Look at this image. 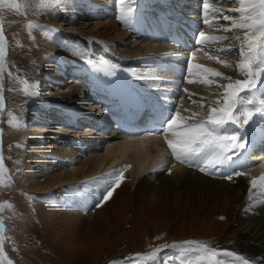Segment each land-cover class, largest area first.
Returning <instances> with one entry per match:
<instances>
[{
	"label": "rangeland",
	"instance_id": "1",
	"mask_svg": "<svg viewBox=\"0 0 264 264\" xmlns=\"http://www.w3.org/2000/svg\"><path fill=\"white\" fill-rule=\"evenodd\" d=\"M95 1L102 2L106 6L98 4L100 7L98 12L93 13L94 17L87 22L88 26L84 31L89 33L90 41L93 33L98 32L102 35V30L95 26L105 21L116 23L118 28L125 32L131 31L128 30V25L120 24L116 17L109 15L105 10L108 4L112 7H119V10L116 9L118 11H121L122 8L127 10L132 0H125L123 4L120 0H93L94 3H96ZM169 1L171 6L165 8L166 14L181 13L183 16L180 19L181 24H185V19L193 18L200 25L196 30L197 34L203 31L210 37L220 36L228 39L208 45L207 43H196L188 47L180 46L163 51L162 53L176 54L185 60L177 79H166L164 72L154 76H144L137 73L135 66H130L132 72L126 75L125 67L119 65L115 59L104 58L102 52L98 53L99 58L92 59V57L91 61L94 64L98 62L108 64L106 68L110 66L111 71L120 72L129 83L131 79L135 84L139 83L140 85L137 87L140 89L164 87L166 94L160 95L161 98L158 102L174 108L171 110L172 115L179 112L183 117L190 118L187 120L188 123L195 124L207 119L211 107L222 106L224 89L216 83L212 85L199 83L195 69L184 82L185 74L189 73L188 64L191 62L204 67L238 70L236 65L241 60L239 48L242 40L234 38L237 36L242 38L244 32L238 28L224 31L231 25L228 21L217 18L219 13L213 10L219 9L221 12H225L238 8L239 3L232 2V0H207L209 9L205 12L204 0ZM19 3L21 4L19 12L8 8L0 10V20H3L5 36L8 41L3 80L5 104L3 110H0V130H2L0 139H2L5 165L4 182L0 183V205L3 206L0 208V220L4 221L2 235L4 237L5 264L7 260H11L13 264H114V262L120 264L122 261L132 264V261H128L127 258L135 256L141 257L136 264H164V261L169 258H172L169 260V264H182L181 258L190 261V264H208L207 258L203 261L199 259L203 256L201 252L192 250L195 246H191V248L172 247L173 244L183 245L186 241H195L199 245H205L214 250H228L242 256L239 250L241 240L238 228L244 227L245 222L242 221L240 224L233 222L234 216L239 212L238 202L232 203L230 208L226 209L222 205L219 207L206 206L203 200L194 203L193 206L181 203L179 199H175V201L158 199L155 201L150 197L148 189L136 186L129 160V162L124 161L125 164L122 166L108 167L106 165L99 170H94L90 165L83 173L77 175L73 184L66 185L67 182H65L62 187L59 182L54 185H46L43 180L46 176L57 175L61 171L80 167L82 162L90 156H101L105 149L102 142L98 141L101 138L98 134L100 136L105 134L88 125L67 127L58 120L47 123L28 121L21 126L18 120L23 112H27V107L32 102L30 97L33 93V86L37 84L34 78L40 74L38 72L40 68L43 71L52 64L54 69V62L69 58L72 59L69 61L82 62L85 71L90 69L95 77L93 81L98 84L102 80L99 69L103 66L98 65V70H94L92 65L87 63L90 57L85 59L86 55L85 58H79L78 51L75 52L72 45L80 48L78 45L81 37L80 39L64 37L62 40H58L60 42L57 44L61 43L60 48L63 49L61 51L55 48V50L40 48L41 45H57L53 40L49 41L48 39L57 33L59 26L49 18L57 16L60 12L64 14L65 10L59 6L57 11H53L54 0H19ZM186 6L191 7L192 10L187 9ZM227 14L233 20L240 19L239 13L227 11ZM205 15L208 17L207 24L204 22ZM77 22L78 19L71 17L68 19L67 25L68 27H78ZM29 24L33 27H28ZM37 25L39 27H35ZM206 29L211 31L207 32ZM96 40L101 51L107 46L108 52L113 54L111 47L113 45L115 47L114 41L101 37H97ZM161 44L165 47V43ZM212 44L227 47L233 51L229 55L216 52L209 49ZM116 48L125 49L126 47L119 45ZM217 57L221 61L228 62L229 66L226 67L219 63ZM82 70L83 68H79L76 71L81 73ZM8 72L12 73L11 78L7 75ZM53 72L55 71L53 70ZM190 77L196 81L189 83L188 81H194ZM175 80L176 82H174ZM70 83H75L77 86L79 84L77 81L72 82V79L60 84L46 82L51 85L53 91L63 90V93H59L61 95L80 98V91L75 93L69 91ZM198 84L205 86L204 91L198 90ZM43 86L45 85L43 84ZM84 87L85 85L80 84L81 89ZM184 87L187 91L181 92ZM18 93L23 96L21 99L15 98ZM247 94L245 92L240 95L241 100L245 103L238 105L235 109L238 115H242L245 110V108L241 110V107L246 105ZM61 99L66 98L61 97ZM93 99V97L87 98L85 99L87 101L83 102L79 99L74 103L79 106L78 110L85 115L93 114L98 117L104 112L98 103L93 102ZM155 99L157 100V98ZM201 104L204 106L201 107ZM112 128L114 125L111 126ZM40 129L45 130L39 133ZM240 131L231 129L229 124L221 129L222 134L240 135ZM25 132L33 133L35 141L23 140L22 134ZM71 138L78 141V144L73 147L68 145ZM120 140L121 138H117L113 142ZM18 142L23 144H18ZM81 144L82 146H80ZM47 149H51V152ZM71 152L74 156L70 160L68 156ZM246 169L248 170V167L241 173ZM117 170L123 171L124 179L109 201L102 200L108 189L106 187L101 190L103 193L100 197H95L89 208L85 209L71 204L72 200L69 199V194L92 193L100 184L103 188V184L110 180L108 174ZM235 173L239 172L232 173L230 179L233 189L239 185H246L242 179L243 175ZM69 178L71 177L69 176ZM35 180H38V183L34 182ZM259 208V211L254 212L241 211V214L259 218L263 207ZM106 218H109L108 224H106ZM154 252L157 254L155 259H146ZM213 259H219L221 264H224L225 261L228 264H236L234 257L220 256Z\"/></svg>",
	"mask_w": 264,
	"mask_h": 264
},
{
	"label": "bare ground",
	"instance_id": "2",
	"mask_svg": "<svg viewBox=\"0 0 264 264\" xmlns=\"http://www.w3.org/2000/svg\"><path fill=\"white\" fill-rule=\"evenodd\" d=\"M144 1H146L145 3L147 5V8L145 7ZM167 2H169V0H132L131 4L129 5L130 7H128L133 10L130 24L133 22L135 30L132 32H125V30H120L116 23L112 21H105L103 23L96 24L95 27H99V29L102 30V35H100L98 32L93 33L91 35L93 41H90L91 38L90 35H88L89 33H85L84 30L88 26L87 22L94 17V15L92 16V14L98 12L100 8L98 4H101V6L105 7L106 5H104V3H94L93 0H55V4H53L54 6L52 10L57 11L59 6H61L62 9L65 10V12L64 14H61L60 12L57 14V16L54 15L55 17H50L49 19H51L53 23L59 26V30H57V32H59L60 35L65 38L80 39L81 37V41L87 43L90 47L99 46L98 41L96 40L97 37L107 38L108 40L114 41L115 47L114 45L111 47L113 49V54H110L108 52V48L106 46L102 51L92 50L90 52L92 54L87 55L85 59H89L90 57L91 60L92 56L93 58H97L98 53L102 52L105 56L104 58L115 59L119 65L125 67L126 71H124V73L126 75H129V73L131 74L132 72V68H130V66H135L137 67V73H141V75L144 76H154L157 73L164 72V77H166V79H177L179 77V69L184 64L185 60H183V58H180L176 54L168 55L162 52H165L166 49L170 48L172 49L179 46H188L195 43H202L199 34L196 33L197 28L200 27L199 23L197 24V21H194L193 18L186 19L185 25L183 27H179L178 30L175 28H171L172 34H168L167 37L164 38L161 37L152 40L147 39L137 27L138 23L147 25L152 23V19L161 18L159 16L160 9L161 7H165ZM154 5H156V8H154ZM108 7L110 8L112 6L108 4ZM108 7L105 12H107L109 15H112L113 17H116V13L120 8L116 6L109 9ZM143 8L145 10H143ZM186 8L191 9V7L188 6H186ZM71 17L74 19H78V27H68V19H71ZM166 18L167 14H165V16H162V19L164 21L166 20ZM173 19H175V17H173ZM119 23L121 24L122 22L120 21ZM171 25L175 26L174 23H172ZM192 29H194L195 32H192ZM65 31L69 33H63ZM206 31L210 32L211 30L206 29ZM70 32L74 33L71 34ZM205 35L210 37V35L207 33H205ZM161 43H165V47H163ZM203 43H207L208 45L213 42L204 41ZM119 45H123L126 48H116V46ZM49 46L41 45L40 48L47 50L56 49L58 51L63 50L62 48H57L54 46H52V48ZM72 46L74 47V51H78L80 57H83L81 48H77L75 45ZM78 47L80 46L78 45ZM210 47V50H215L216 52H220V49H229L223 46H214L213 44ZM223 53L228 55L231 54L230 52ZM69 60L72 59L65 58L62 61L54 62L53 64L55 67L53 70L57 72V74H60L61 72V76L62 72L64 73L65 71H67L66 76L61 80V82H68L72 79V82L77 81L79 83L78 86L75 85V83H70V86L68 88L71 93L80 91V98H73V96L59 94L63 93V90H61L60 92L53 91L51 89V83L46 84V82H59L54 81L55 76L53 75V73H49L46 68L42 71L43 73L37 74L38 77L35 76L34 78L35 81H37V84H34L33 86V93L30 97V101L32 102L27 107V112H23L22 115H20V119L18 120L20 122L19 124L23 126L28 121H34V123H47L49 121H54L48 120L46 122L45 120L41 119L39 113L40 111H45V108L47 107L46 110L49 112L53 111L52 115H55V111L53 108H56V119L59 116L61 117V111L72 118L70 119V121L66 120L65 122H63L67 127H77L79 125H88L92 128L98 127L97 130L105 135L100 136V134H98V136L101 138H99V140H96L102 142L105 151L101 156L88 157L82 162V165L80 167H73L66 171H61L57 175L46 176L43 179L46 185H54L57 182H59V184H62L61 187L65 185V182H67L66 185L73 184L78 177L77 175L83 173V171L90 165L94 170H99L106 165H108V167H116L117 165L122 166L123 164H125L124 161L129 160L131 163L130 165H132V176L134 178V181L136 182V186L141 187L142 189H148L150 191V197L155 201H157L158 199H161L163 201H175V199H179L181 203H187L189 204V206H193L194 203L203 200L206 206L219 207L222 205L225 206L226 209H229L232 203L238 202L240 205L239 212L234 216V219L232 216L230 217L233 219V222L239 224L242 221L243 223L245 222L244 227L241 226L240 228H238L240 233L239 238L241 240L239 246L240 254H242V256L249 261V264H264V192L261 191L259 183L257 188L253 189L251 187V181L253 179L264 176V155L261 154L260 157H251V155L248 156L249 150H251L255 144H258V142L264 138V111L255 115L249 122V124L245 126L244 130L241 131V138H246L247 142L250 141L247 144L246 149L241 152L236 158L223 165L222 168H210L208 172H211V174H208V172H201L196 167H190L187 163H181L172 156L171 150L168 148V145L166 143V137L171 138L170 134L164 132H160L157 135H154L152 133L146 134L144 131L140 130L139 132L133 133V135H131L128 131H126L127 127L129 126H120L116 123L112 124L115 125L112 129L111 123H108L105 130L102 128L104 125L101 122L100 118L94 116L93 114H89L91 116L87 114L85 115L84 113L81 114V112L78 110L79 106H77L74 101H79L80 99V101L83 102L87 101L85 99L93 97V102L100 104L98 100V91L101 89L96 88L97 82L93 81L95 80L94 75L90 76L92 80H88V77L86 78L74 73L79 68H83V70L85 71V67L83 66L82 62H79L78 60L77 62H74L75 60ZM95 65V68H93L91 65L90 66L94 70L98 69V65L103 66L100 68L102 71L100 70L99 72L100 74H103L104 77L106 76L105 78H107L106 80L110 85L111 91L109 96L117 97V99H115L113 103L112 101H109L108 105H110L114 109H118V111L124 112V118L127 116V110L129 109V114L131 115L132 120L135 119L136 116L140 113L143 106L150 107L154 112L153 116L163 111V106L157 101H153L151 98L166 94L165 89L155 91L154 89L159 87H153L152 89H149L150 94H147L146 97L145 95H136L135 88L132 86V84H130L131 81L130 83L127 82L124 79L125 76L123 77L120 72L113 70L111 72H114V75L106 74L104 69L108 66V64L98 62ZM211 69L231 76L233 77V79H244L243 74H241L239 70H228L217 67ZM85 72L91 73V70L89 69ZM161 76H163V74H161ZM50 77L54 79H51ZM48 78H50L51 80H49ZM100 78L102 79V82L103 77L100 76ZM188 78L189 73H186L184 76V82L187 81ZM193 79L194 78H191V80ZM262 80H264V78ZM42 81L43 83H41ZM194 81L196 80L194 79ZM218 82L227 83V81ZM43 84L45 85L44 88L41 87L43 86ZM80 84L85 85L84 89L80 88ZM216 84L218 85V83ZM138 85L140 84L138 83ZM185 88L186 87L182 88L181 92H185ZM197 88L198 90H200V92H202L204 91L203 89L205 88V86L199 85V87ZM259 90L260 89L258 87L255 96H252L249 93L247 94V101H254V103L251 105H248L246 102L248 108L254 109L256 107L264 106V101L262 99L264 93H259ZM22 97L23 96H21L19 93L15 96V98L19 99H21ZM61 97L66 99L62 100ZM107 100L110 99L108 98ZM49 106L51 108H49ZM244 108V106L241 107V110H243ZM154 109H157V113ZM104 110L103 112H105ZM93 117L97 119H94ZM99 122H101L102 125H99ZM99 127H101V129L103 130H100ZM44 130L45 129H40L38 132L41 133ZM22 137L23 140L35 141V136L31 132L23 133ZM117 138H121V140L118 142H113ZM18 144L23 143L18 142ZM76 144H78V141H75L74 138H71V141L68 142V145H72V147ZM80 146H82V144ZM44 150H46V147L43 149V151ZM47 151L51 152V149H47ZM73 156L74 154L73 152H71L68 156V159H73ZM240 163H249L252 167L250 169L248 168V170H244L242 174V179L246 185H239L236 189H233V186L230 184V179H225L222 177L227 176L233 172L232 165H238ZM69 176L71 178H69ZM34 182L38 183V180H35ZM110 183V180L107 183H104L103 188L101 187L102 184H100L96 186L95 190L92 193H87L85 195H77L76 193L69 194L68 197L70 200H72L71 204H73L74 206L84 207L85 209L89 208L95 197H100L103 193V191L101 193V190L109 187ZM259 207H263V212L260 213L259 218H256L252 215L245 216L241 214V211L245 210H248L250 212H254L256 210L259 211ZM108 222L109 218H106V224H108Z\"/></svg>",
	"mask_w": 264,
	"mask_h": 264
},
{
	"label": "snow or ice",
	"instance_id": "3",
	"mask_svg": "<svg viewBox=\"0 0 264 264\" xmlns=\"http://www.w3.org/2000/svg\"><path fill=\"white\" fill-rule=\"evenodd\" d=\"M121 4L124 0H120ZM232 2H238L239 7L233 8L227 11L233 13H239L240 19L238 21L233 20L227 11L221 12L219 9H214V12L219 13L217 18H222L228 21L231 27L225 28L224 31H231L233 28L243 30L244 34L234 39L242 40L239 48V55L241 57L240 62L236 65L239 72L243 74L244 79H233V77L225 75L219 71L211 68L204 67L199 64H188V72L192 74V70L195 69L198 74V82L205 85H212L218 83V86L224 89L222 106L211 107L206 120H202L199 123L191 124L187 120L190 118L183 117L179 112H176L171 118H166L163 112L159 113L160 119H167L166 127H162L159 131L170 134L171 138L166 137V143L171 150L172 156L181 163H187L190 167H196L201 172H208L210 168H222L227 162L236 158L247 147V140L241 138L237 134H222L221 129L225 125L232 124L238 126L240 129H244L246 125L253 119V117L262 111L264 106L256 108H248L245 106V110L242 115H238L235 109L238 105L245 103L241 100V93H249L252 96L256 95L258 85L261 83V76L264 75V0H232ZM203 7L205 12L209 9L207 0H204ZM8 8L19 12L21 4L19 0H0V10ZM132 9H121V15L119 19L122 23L130 25ZM204 22L208 23L207 15L204 16ZM28 27H33L29 24ZM35 27H39L38 25ZM201 42L210 41L218 42L228 39L227 37L211 36L208 37L203 31L199 33ZM8 49V41L5 36V29L3 20H0V110H3L5 104L4 98V76H5V63ZM220 52H232L233 49H220ZM219 63L224 66H229L228 62L221 61L217 57ZM87 63L91 64L93 68L96 67L91 60ZM106 74L114 75L111 72L110 66L105 68ZM9 78L12 77V73L8 72ZM215 78V79H214ZM227 81V83L218 82ZM193 83L195 81H188ZM187 91V90H185ZM254 101H247L248 105L253 104ZM203 107L204 105H200ZM242 121V123H241ZM9 123H11L9 121ZM19 126L18 124L16 125ZM2 133V130H0ZM158 134V133H157ZM19 147V145H17ZM211 174V172H208ZM240 175V173H235ZM5 175L4 156L2 152V139H0V183H3V177ZM110 178V186L103 196V201L107 202L112 197L117 188L120 187L124 175L122 170L108 174ZM222 178L231 179L232 175L229 174ZM100 179V178H97ZM259 187L264 192V176L251 181V187L253 189ZM3 206L0 205V208ZM4 221L0 220V264H5V251H4ZM192 250L199 251L203 254L199 259L203 261L207 258L208 264H221L219 259H213L216 257H234L236 264H249V261L243 256L235 254L228 250H214L205 245H199L195 241H186L183 245L173 244V248H191ZM156 253H152L150 257L146 259H155ZM141 259L140 256L129 257L128 261H132V264H136ZM168 260L164 261V264H169ZM182 264H190V261H185L181 258ZM6 264H13L11 260H7ZM116 264V262H114ZM120 264H127V261H122ZM224 264H228L227 261Z\"/></svg>",
	"mask_w": 264,
	"mask_h": 264
}]
</instances>
